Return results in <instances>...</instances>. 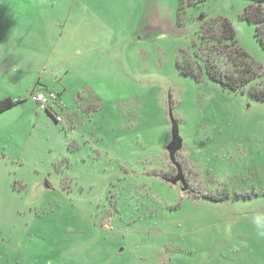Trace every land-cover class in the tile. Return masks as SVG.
I'll return each instance as SVG.
<instances>
[{
    "label": "rangeland",
    "instance_id": "rangeland-1",
    "mask_svg": "<svg viewBox=\"0 0 264 264\" xmlns=\"http://www.w3.org/2000/svg\"><path fill=\"white\" fill-rule=\"evenodd\" d=\"M250 4L0 0V100L14 102L0 113V264H264V103L247 91L264 86V50L240 18ZM220 18L258 67L243 92L177 67L199 72L202 29ZM43 87L60 122L31 99ZM168 107L186 192L167 181Z\"/></svg>",
    "mask_w": 264,
    "mask_h": 264
},
{
    "label": "trees",
    "instance_id": "trees-1",
    "mask_svg": "<svg viewBox=\"0 0 264 264\" xmlns=\"http://www.w3.org/2000/svg\"><path fill=\"white\" fill-rule=\"evenodd\" d=\"M189 1L191 2V0ZM203 1L199 0L200 3ZM250 1L251 4L242 11L240 18L255 25V36L264 50V7L262 6L264 0ZM200 40L199 53L200 49L207 44L210 48L208 49L209 56L205 59L200 54H194L193 59L194 61L197 60L199 72L195 73L193 68L185 69L184 64L178 62L179 72L193 77L196 81H199L202 74L205 73L209 80L222 85L230 91H245V86L256 78L258 67L238 46L234 29L230 23L223 18L210 22L206 29L203 27ZM208 57L211 58L209 59ZM247 91L252 99L264 103V86L257 85V87ZM13 106L14 102L10 99L0 100V113ZM52 110L50 106L44 111L56 122Z\"/></svg>",
    "mask_w": 264,
    "mask_h": 264
},
{
    "label": "water",
    "instance_id": "water-1",
    "mask_svg": "<svg viewBox=\"0 0 264 264\" xmlns=\"http://www.w3.org/2000/svg\"><path fill=\"white\" fill-rule=\"evenodd\" d=\"M168 120L170 124V140L165 146V151L167 152L169 162L175 168V175L167 181L172 186L180 184V192H186L187 185L182 173V167L176 158L177 153L182 149L183 140L179 134L178 124L172 115L170 107H168Z\"/></svg>",
    "mask_w": 264,
    "mask_h": 264
},
{
    "label": "built area",
    "instance_id": "built-area-1",
    "mask_svg": "<svg viewBox=\"0 0 264 264\" xmlns=\"http://www.w3.org/2000/svg\"><path fill=\"white\" fill-rule=\"evenodd\" d=\"M31 99L39 106L40 109L45 110L49 108L52 103L57 100V96L54 92H40L36 91L31 93ZM55 120L60 122L59 116H55Z\"/></svg>",
    "mask_w": 264,
    "mask_h": 264
},
{
    "label": "clouds",
    "instance_id": "clouds-1",
    "mask_svg": "<svg viewBox=\"0 0 264 264\" xmlns=\"http://www.w3.org/2000/svg\"><path fill=\"white\" fill-rule=\"evenodd\" d=\"M20 7H21V9H24L26 6L23 3H21ZM96 88H97V91L99 93L103 94L104 85L102 83L96 85ZM4 135L11 136L12 133H10V132H4ZM258 226L259 227H264V226H260V225H258ZM262 234H264V233H262ZM29 239H32L35 243L41 245L43 248H47L48 247L47 238L41 236L39 233L34 234Z\"/></svg>",
    "mask_w": 264,
    "mask_h": 264
},
{
    "label": "crops",
    "instance_id": "crops-1",
    "mask_svg": "<svg viewBox=\"0 0 264 264\" xmlns=\"http://www.w3.org/2000/svg\"><path fill=\"white\" fill-rule=\"evenodd\" d=\"M39 90H42V91H40V92H53V91H50L49 89H47L46 87H43V88H41V89H39ZM39 90H38V91H39ZM55 94H56V93H55ZM60 101H61V98H60V97L58 98V95H57V100H56L54 103L51 104V108H52V109H53V107H55V108L57 107V109L60 108V107H61V106H60V103H61ZM52 112H54V111L52 110ZM58 114H59V113H58ZM55 116H58L57 113H56V114L54 113V117H55ZM60 119H61V118H60ZM56 122H57V121H56Z\"/></svg>",
    "mask_w": 264,
    "mask_h": 264
},
{
    "label": "flooded vegetation",
    "instance_id": "flooded-vegetation-1",
    "mask_svg": "<svg viewBox=\"0 0 264 264\" xmlns=\"http://www.w3.org/2000/svg\"><path fill=\"white\" fill-rule=\"evenodd\" d=\"M186 181V180H185ZM187 185V184H186ZM187 189H188V187H187Z\"/></svg>",
    "mask_w": 264,
    "mask_h": 264
}]
</instances>
